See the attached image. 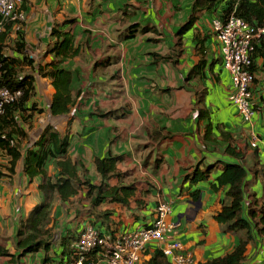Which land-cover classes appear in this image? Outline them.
<instances>
[{
	"label": "crops",
	"instance_id": "0c3cea01",
	"mask_svg": "<svg viewBox=\"0 0 264 264\" xmlns=\"http://www.w3.org/2000/svg\"><path fill=\"white\" fill-rule=\"evenodd\" d=\"M193 2L25 0L22 8L25 21L4 27L1 54L20 58L14 44L22 39L23 54L37 67L53 59L52 54L46 53L54 40L50 37L52 27L75 20L60 28L69 30L73 48L78 50L63 65L78 71L75 87L81 95L68 114L52 116L49 105L54 89L50 79L39 76L34 69L33 102L42 112L33 116L24 148L39 137L46 125H51L69 133L67 155L82 163L92 184L101 180L95 158L111 155L121 158L116 170L124 176L121 180L111 179L109 185L135 187L125 205L105 201L96 209L112 213L108 225L93 217L86 219L82 214L89 208L85 190L72 196L68 203L54 201L51 207L54 229L65 224L78 233L83 223L91 221L97 231L105 234L133 230L152 220L159 202H167L170 205L167 222L178 224L175 237L183 251L191 253L193 264L224 256L238 245L239 235L223 232L215 220L227 186L214 189L212 184L217 185L221 171V166L215 163L232 162V156L226 153V148L232 145L246 150L247 169L258 160L264 165V57L254 59L255 113L251 122L246 123L228 101L231 79L222 67L211 30V22L219 11L201 12L196 21L183 28L192 14ZM130 24L139 25L137 32L132 38L121 39ZM144 26L148 28L141 32ZM112 56L118 57L117 64L93 69L96 62L101 64ZM200 60H206V66L201 74H194ZM23 70L30 71L25 67ZM124 106V118L98 117L99 112ZM156 131L168 137L156 141ZM254 138L258 139V160L247 149ZM0 163L6 164L7 159L0 157ZM198 163L201 169L211 165L212 169L206 180L188 190L183 176ZM0 171L8 175L5 167ZM56 171L53 164L48 166L49 174ZM39 181L36 178L29 182L22 176L21 165L10 176L0 177V249L8 254L0 255V264H14L9 255L18 254L15 243L20 220L43 200L37 189ZM247 183V190L257 191L264 201L262 184L251 171ZM194 190L198 191L195 198L189 193ZM242 216L245 217L244 209ZM162 246L163 243L152 245L150 249ZM41 257V253L27 254L15 264H39ZM148 257L142 254V261ZM242 264H264L261 237L256 236L246 245Z\"/></svg>",
	"mask_w": 264,
	"mask_h": 264
},
{
	"label": "trees",
	"instance_id": "16d2710c",
	"mask_svg": "<svg viewBox=\"0 0 264 264\" xmlns=\"http://www.w3.org/2000/svg\"><path fill=\"white\" fill-rule=\"evenodd\" d=\"M24 3L25 0H23L21 9ZM214 9H218L220 19H226L233 13L255 28L264 25V0H194L192 14L183 28L196 21L201 12ZM74 21L73 19L67 20L63 24H55L52 27L50 37L54 40L46 53L52 54L53 59L43 66L35 67L34 61L23 54L25 46L22 39H18L14 44V51L21 54L20 58L2 55L0 45V87H5L11 92H20V96L16 100L2 106L0 113V157L7 159L6 164L0 163V170L5 167L8 174H3L0 171V177L10 176L15 172L16 167L21 165L22 176L29 182L36 178L40 180L37 189L43 197V200L36 204L24 219L20 220L15 243L18 254L16 256L9 255L12 256L11 261L14 264L21 257L34 253L42 254L39 264H69L77 257L74 246L81 229L78 233L67 231L59 236L54 234L51 218V207L54 201L68 203L72 196L85 190L84 199L88 201L89 207L84 212L86 219L93 217V220L100 219L102 223L108 225V219L112 213L96 211V209L105 201L125 205L135 190L134 184L109 185L111 179L119 178L121 180L124 176L116 170L117 163L121 159L119 156L109 155L95 158L94 164L101 180L97 185L92 184L86 178L87 170L82 163L77 160L72 161L67 155L70 145L69 133H62L51 125H46L39 137L24 148L28 143V132L32 127L33 116L42 112V109L33 102L36 96L34 69L39 76L49 78L54 89L49 105V112L52 116L68 114L81 95L80 89L75 87L77 86L78 71L63 65V62L68 57L77 54L78 50L73 48V37L69 30L64 31L60 27L70 25ZM138 26V24H130L120 38L134 37ZM147 28L142 27L141 32H145ZM259 56L264 57V39L255 44L253 48L252 64L249 71L254 72V59ZM117 60L116 56L107 57L101 64L96 62L93 69L115 65ZM206 62V60H200L193 69L194 74H201ZM23 67L30 71L24 72ZM114 77L116 78L115 83H117L118 73ZM199 104L201 106L202 101ZM125 110V106L118 110L109 109L99 112L98 117L103 119L112 115L116 118H124ZM121 111L124 112L120 114ZM200 111L199 115H202ZM154 137L157 141L162 136L156 131ZM167 137L165 135L162 138ZM247 149L251 150L252 157L256 156L258 160L256 148L248 146ZM245 151L235 145H232V148L227 147L226 153L232 156V162L219 161L215 163V165L221 166V171L216 178L217 185L212 184L214 189L227 186L224 200L220 203L221 208L215 215V220L223 232L238 234L239 243L232 252L198 264H242L246 245L256 236L261 237L264 242V201L261 200L262 196L260 198L257 196V191L247 190L249 187L248 173L251 171L255 178L260 180L263 188L261 194L264 195V165L258 160L256 165L247 169L248 157ZM50 164H53L57 170L53 175L48 173ZM199 164H196L189 173L183 176L182 182L187 183L185 188L188 190L209 177L212 165L201 169ZM189 193L194 198L198 196L196 190L189 191ZM243 209L245 217L242 216ZM90 223L92 222L87 221L86 224L94 228ZM86 224L83 223L82 227ZM98 252L99 248H93L86 254V258L95 261ZM0 255L7 256L8 254L0 249ZM144 255H149V257L141 264H169L159 248H148Z\"/></svg>",
	"mask_w": 264,
	"mask_h": 264
},
{
	"label": "built area",
	"instance_id": "2783aa9c",
	"mask_svg": "<svg viewBox=\"0 0 264 264\" xmlns=\"http://www.w3.org/2000/svg\"><path fill=\"white\" fill-rule=\"evenodd\" d=\"M22 5L23 0H0V34L6 24L25 21ZM211 30L218 45L222 66L231 79L232 90L228 94V101L236 107L242 120L250 123L255 113L252 104L255 77L249 71L251 54L255 44L264 39V25L255 28L231 13L226 19H213ZM19 96V91L11 92L0 87V113L4 104ZM257 142L258 139L254 138L250 146L258 148ZM169 214L170 205L159 202L152 220L145 226L113 234L97 232L86 224L81 228L74 246L77 257L69 264H141L142 254L150 246L162 243L159 249L169 264H193L191 253L183 251L181 242L175 237L178 224L167 222ZM93 248H99L95 261L86 258V254Z\"/></svg>",
	"mask_w": 264,
	"mask_h": 264
},
{
	"label": "rangeland",
	"instance_id": "374dc122",
	"mask_svg": "<svg viewBox=\"0 0 264 264\" xmlns=\"http://www.w3.org/2000/svg\"><path fill=\"white\" fill-rule=\"evenodd\" d=\"M84 215V212L82 213ZM54 234L56 236H59L61 233H66L67 231H74L71 228H66V225H62L61 227H57L56 229L53 230Z\"/></svg>",
	"mask_w": 264,
	"mask_h": 264
}]
</instances>
